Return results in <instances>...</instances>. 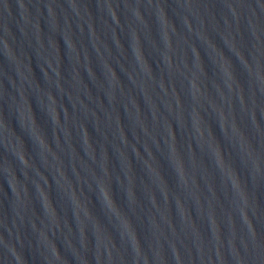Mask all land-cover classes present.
Wrapping results in <instances>:
<instances>
[{
  "label": "water",
  "instance_id": "95a60500",
  "mask_svg": "<svg viewBox=\"0 0 264 264\" xmlns=\"http://www.w3.org/2000/svg\"><path fill=\"white\" fill-rule=\"evenodd\" d=\"M0 264H264V0H0Z\"/></svg>",
  "mask_w": 264,
  "mask_h": 264
}]
</instances>
